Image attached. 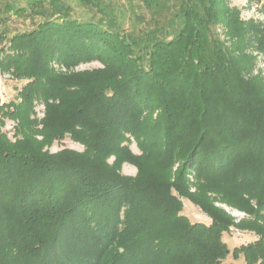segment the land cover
Masks as SVG:
<instances>
[{
	"label": "trees",
	"instance_id": "1",
	"mask_svg": "<svg viewBox=\"0 0 264 264\" xmlns=\"http://www.w3.org/2000/svg\"><path fill=\"white\" fill-rule=\"evenodd\" d=\"M25 1L0 0V22L42 17L0 29V72L24 81L0 101V264H264V22L229 0ZM66 135L84 150L50 151ZM232 227L256 238L231 250Z\"/></svg>",
	"mask_w": 264,
	"mask_h": 264
},
{
	"label": "rangeland",
	"instance_id": "2",
	"mask_svg": "<svg viewBox=\"0 0 264 264\" xmlns=\"http://www.w3.org/2000/svg\"><path fill=\"white\" fill-rule=\"evenodd\" d=\"M72 6L73 11L76 16L82 17H90L94 13V10H91L87 6L81 4L78 0H67ZM120 2H124L125 0H118ZM231 5H235L240 7L241 9V17L244 20L256 19L257 21L264 22V0H229ZM25 0H22V4H25ZM10 18L7 22H0V29H6L8 35H12L18 31L30 30L35 27L42 17L40 15L34 14H9ZM101 66V63L98 61L81 63L76 67V69H86V68H94ZM65 70V67H62ZM255 73L261 72L264 75V54L258 56L257 66L255 67ZM24 81L17 80L13 78L8 73L0 72V101H11L17 99L18 90ZM45 106L43 104H37L36 110L38 117L44 116ZM15 122L11 119L6 120V125L4 126V130L8 131L9 137L15 140V130H14ZM41 138V136H39ZM64 147H68L71 149H75L77 151L84 150V145L80 142L73 140L70 135H66L65 138L61 140H55L54 143L49 147L50 151L56 152ZM131 148L135 152H139V148L135 142L131 143ZM114 157L110 158V161H113ZM122 172L127 175H135L137 172V168L130 163H123ZM216 205L223 208L231 217H233L235 222H240L243 219L251 218V215L245 211H242L236 207H232L227 205L226 203H222L220 201L215 202ZM183 213L188 215L193 221H203L206 223H210V217L203 212V210L195 205L192 201L185 198L184 199V209ZM256 238V235L252 232L240 231L234 227L231 228L229 232H225L224 239L229 244L231 250L235 246H239L243 243H248L253 241ZM223 264H245V260L243 256L239 258H235L232 255V252L223 260Z\"/></svg>",
	"mask_w": 264,
	"mask_h": 264
}]
</instances>
